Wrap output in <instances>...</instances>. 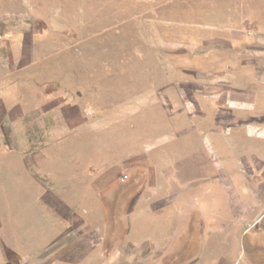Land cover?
Masks as SVG:
<instances>
[{"label":"rangeland","instance_id":"1","mask_svg":"<svg viewBox=\"0 0 264 264\" xmlns=\"http://www.w3.org/2000/svg\"><path fill=\"white\" fill-rule=\"evenodd\" d=\"M0 35L14 51L1 104L21 114L1 125L44 146L51 192L0 207V264H264L262 247L210 228L189 261L136 246L175 206L217 201L258 233L264 0H0Z\"/></svg>","mask_w":264,"mask_h":264},{"label":"crops","instance_id":"2","mask_svg":"<svg viewBox=\"0 0 264 264\" xmlns=\"http://www.w3.org/2000/svg\"><path fill=\"white\" fill-rule=\"evenodd\" d=\"M1 36V35H0ZM2 37V36H1ZM23 43V44H22ZM19 46L23 55L26 53L28 46L27 41L23 40ZM14 51L9 45V42L0 43V66L3 65L4 69H9L11 63L14 61ZM1 69V67H0ZM2 78L0 77V133L6 138L0 141V207L3 206L5 213L8 211H15L16 205L14 201L17 198H24L25 211L26 206H31L26 203V200L34 197H40L43 201H49L48 197L51 196L50 189L43 183V173H47V169L44 165L43 158L41 157L42 148L36 147L30 141L23 142H10L9 131L7 132L1 123L5 118L10 119L14 116H21L16 110H9L1 104L2 96L5 95ZM3 93V94H2ZM8 96V95H7ZM249 98H247L248 100ZM254 106V104H252ZM52 116V115H51ZM50 116V117H51ZM53 117V116H52ZM51 118H48V120ZM23 133H30L26 128L23 129ZM261 152V151H259ZM264 156V150L262 152ZM23 171L24 177L21 180L16 173ZM157 178L153 171H150L146 180V186L156 181ZM22 196V197H21ZM132 205L129 204V209ZM230 209V210H227ZM252 209V208H251ZM249 209L254 211V209ZM4 212L3 210H1ZM237 206L230 205L224 206L223 202H216L215 212H209L203 205H195L194 210L191 205L175 206L174 214L169 217V220L162 221L157 228V237L154 235L153 240L148 239L147 224H143V228L137 229V235L143 236L140 241L137 240L136 246H140L141 252H148L153 254L163 255L162 257H156L162 261H189L196 259V252L193 253V239L196 240L197 245L202 242V239L207 236V229L210 228V236L216 237L223 241L225 236H232L234 238L243 237L242 244L249 246H260L263 250L260 253L255 254L256 259H264V217L261 224L253 230L255 216H248L247 220H243ZM173 217V218H172ZM173 219V221L171 220ZM238 225L236 228H229L228 224ZM154 224H153V227ZM243 228V229H242ZM141 230V231H140ZM245 230V231H244ZM230 231V232H229ZM258 234V235H256ZM130 243L120 241L118 247L123 248ZM111 241H106L103 244V248L108 250L107 255L111 256ZM122 246V247H121ZM196 250V248H195ZM4 257L9 258L8 252H4ZM242 253L240 254V256Z\"/></svg>","mask_w":264,"mask_h":264}]
</instances>
